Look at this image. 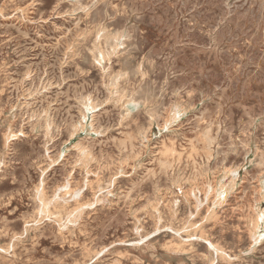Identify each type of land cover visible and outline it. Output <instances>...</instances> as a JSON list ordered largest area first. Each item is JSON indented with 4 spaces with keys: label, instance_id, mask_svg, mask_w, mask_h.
<instances>
[{
    "label": "rangeland",
    "instance_id": "374dc122",
    "mask_svg": "<svg viewBox=\"0 0 264 264\" xmlns=\"http://www.w3.org/2000/svg\"><path fill=\"white\" fill-rule=\"evenodd\" d=\"M263 112L264 0H0V264H264Z\"/></svg>",
    "mask_w": 264,
    "mask_h": 264
},
{
    "label": "bare ground",
    "instance_id": "6f19581e",
    "mask_svg": "<svg viewBox=\"0 0 264 264\" xmlns=\"http://www.w3.org/2000/svg\"><path fill=\"white\" fill-rule=\"evenodd\" d=\"M108 2H109V1H108ZM144 3H145V2H144ZM96 4H97V3H96ZM104 4H105V3H104ZM85 5H86V4H85ZM148 5H149V4H148ZM148 5H147V6H148ZM83 6H84V5H83ZM104 6H105V5H104ZM78 9H79V8H78ZM82 9H83V8H82ZM105 9H106V8H105ZM84 11H85V10H84ZM121 32H122V31H121ZM113 33H116V32H113ZM121 35H122V34L120 33V36H121ZM121 42H122V41H121ZM125 42H126V41H125ZM111 43H112V42H111ZM111 43H110V44H111ZM110 44H109V45H110ZM117 44H118V43H117ZM111 45H112V44H111ZM111 45H110V46H111ZM118 45H119V44H118ZM107 46H108V45H107ZM111 48H113V47H111ZM106 49H107V48H106ZM107 50H108V49H107ZM114 50H115V49H114ZM122 50H123V49H122ZM126 50H127V49H126ZM89 52H90V51H89ZM112 52H113V51H112ZM106 54H107V52H106ZM96 55H97V54H96ZM98 56H99V55H97V57H98ZM108 57H109V56H108ZM98 58H99V57H98ZM85 59H86V58H85ZM98 60H99V59H98ZM86 62H87V61H86ZM123 62H124V61H123ZM133 70H134V68H133ZM130 71H132V70H130ZM130 71H129V73H130ZM134 71H135V70H134ZM135 72H136V71H135ZM123 76H124V75H123ZM121 77H122V76H121ZM134 77H135V76H134ZM116 82H117V81H116ZM150 87H151V86H150ZM142 88H143V87H142ZM148 89H149V87H148ZM143 90H145V89H143ZM155 90H156V89H155ZM138 92H139V91H138ZM140 92H141V91H140ZM154 92H155V91H154ZM144 93H145V92H144ZM121 94H122V93H121ZM136 94H137V93H136ZM154 94H155V93H154ZM154 94H153V95H154ZM137 95H138V94H137ZM146 95H147V94H146ZM129 97H130V95H129ZM133 97H134V96H133ZM148 97H149V96H148ZM152 97H153V96H152ZM163 97H164V96H163ZM127 98H128V97H127ZM132 99H133V98H132ZM146 100H147V99H146ZM131 101H132V100H131ZM141 101H142V100H141ZM139 102H140V101H139ZM139 102H138V103H139ZM163 102H164V101H163ZM132 103H133V102H132ZM156 107H157V106H156ZM160 107H161V106H160ZM154 108H155V107H154ZM163 108H164V107H163ZM158 111H159V110H158ZM154 112H155V111H154ZM154 112H153V113H154ZM153 113H152V115H153ZM156 113H157V112H156ZM263 113H264V112H263ZM161 114H162V113H161ZM158 115H159V114H158ZM46 124H47V123H46ZM81 124H82V123H81ZM49 125H50V124H49ZM139 128H140V127H139ZM232 129H233V128H232ZM141 131H142V130H141ZM144 133H145V132H144ZM206 138H207V137H206ZM210 138H211V137H210ZM172 140H174V139L172 138ZM7 144H8V143H7ZM219 145H220V144H219ZM40 150H41V149H40ZM40 150H39V151H40ZM12 159H14V158H12ZM16 159H17V158H16ZM108 167H109V166H108ZM80 182H81V181H80ZM79 184H80V183H79ZM82 186H83V185H82ZM175 198H176V197H175ZM178 199H179V198H178ZM218 204H219V203H218ZM249 208H250V207H249ZM121 214H122V213H121ZM113 218H114V216H113ZM120 218H121V217H120ZM70 219H71V218H70ZM121 219H122V218H121ZM24 232H25V231H24ZM253 236H254V234H253ZM28 238H29V237H28ZM254 238H256V237L254 236Z\"/></svg>",
    "mask_w": 264,
    "mask_h": 264
}]
</instances>
